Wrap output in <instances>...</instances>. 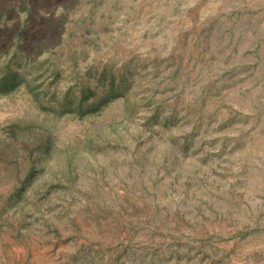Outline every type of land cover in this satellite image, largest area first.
I'll list each match as a JSON object with an SVG mask.
<instances>
[{
    "label": "rangeland",
    "instance_id": "rangeland-1",
    "mask_svg": "<svg viewBox=\"0 0 264 264\" xmlns=\"http://www.w3.org/2000/svg\"><path fill=\"white\" fill-rule=\"evenodd\" d=\"M161 100L205 102L240 192L136 146ZM0 264H264V0H0Z\"/></svg>",
    "mask_w": 264,
    "mask_h": 264
},
{
    "label": "water",
    "instance_id": "water-1",
    "mask_svg": "<svg viewBox=\"0 0 264 264\" xmlns=\"http://www.w3.org/2000/svg\"><path fill=\"white\" fill-rule=\"evenodd\" d=\"M167 70L166 64H161L158 69V74H163ZM174 88H178L176 86H172ZM209 96L212 97L214 92L209 91ZM205 103V102H204ZM203 102H165L161 100L154 106V110L156 112V117L152 119L149 116L148 109L138 106L136 110V120L138 125H131L132 134L131 139L134 140L136 146L146 144H159V142L164 138L163 136L166 134H178L181 143V152L183 157H191L195 154L203 155L202 159L196 160L192 159L193 164V173L194 176H198L201 179H208L217 169L221 163H227L224 161L223 152H225V147L229 146L227 139H223L221 141V146L223 147V151L220 152L218 158L215 159V149L218 147L216 142L208 141L209 137L208 132L203 130L201 127L202 115L200 114V109L204 106ZM214 102H206V106H210L209 108L213 109ZM167 108L170 109V112L167 111ZM216 116L221 118L223 113L216 109ZM182 125H200V128L195 127V129L191 132L183 130L181 128ZM159 126V130L155 128ZM162 128V130H160ZM260 130L259 132H261ZM253 134V132H252ZM255 151H253V155H255ZM236 160H230L226 164V169L229 172L228 177L226 179L230 183L231 189L234 190L233 194L240 192L243 187V183L246 184L245 179L248 174L243 173L244 181H240L238 179L239 176L232 174L231 170L233 165L236 163ZM243 166L249 167L253 165V157H249L242 161ZM231 173V174H230ZM193 176V174H192ZM175 178V176H172ZM227 182V183H228ZM241 198V197H240ZM240 202H243V199H240ZM189 201V198H188ZM208 205L213 206V202L208 198L202 197L199 200L197 210V215L195 217L196 223L200 224L202 219L207 216L208 213ZM218 214H221L220 210H216ZM178 215L182 218V220H188V213L183 208L180 207L178 210Z\"/></svg>",
    "mask_w": 264,
    "mask_h": 264
},
{
    "label": "trees",
    "instance_id": "trees-1",
    "mask_svg": "<svg viewBox=\"0 0 264 264\" xmlns=\"http://www.w3.org/2000/svg\"><path fill=\"white\" fill-rule=\"evenodd\" d=\"M120 139V138H119Z\"/></svg>",
    "mask_w": 264,
    "mask_h": 264
}]
</instances>
